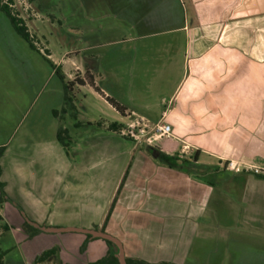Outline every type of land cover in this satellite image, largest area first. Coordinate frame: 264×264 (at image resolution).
<instances>
[{
	"label": "rangeland",
	"instance_id": "obj_1",
	"mask_svg": "<svg viewBox=\"0 0 264 264\" xmlns=\"http://www.w3.org/2000/svg\"><path fill=\"white\" fill-rule=\"evenodd\" d=\"M175 2L139 0L135 8L145 15L152 11L155 22L147 30L151 36L137 40L141 34L127 22L136 17L133 0H12L13 13L41 53L0 12V147L8 145L2 160L6 191L29 217L33 209L52 222L43 227L93 230L108 218L104 232L122 242L127 256L150 263L264 264V225L230 226L233 218L219 202L211 204L215 218H204L207 208H201V199L211 190L199 184L202 178L187 159L160 156L175 141L137 146L120 136L109 126L130 121H121L92 88L78 83L89 82L90 74L99 89L136 109L124 117L134 111L150 120L168 109L160 100L168 99L170 81L155 82L152 68L168 62L175 66L182 59V50L164 48L170 35L161 14L181 11ZM47 58L75 85L71 102ZM146 107L151 111L140 112ZM60 131L67 132V147L57 141ZM217 189L214 198L228 195ZM4 209L11 223L22 220L13 204ZM34 219L28 220L37 223ZM3 226L0 217V232L6 234ZM40 234L33 242L0 234V243L13 247L7 261L25 264V253L40 255L52 248L59 252L43 264H90L106 255L102 239L80 232Z\"/></svg>",
	"mask_w": 264,
	"mask_h": 264
},
{
	"label": "crops",
	"instance_id": "obj_2",
	"mask_svg": "<svg viewBox=\"0 0 264 264\" xmlns=\"http://www.w3.org/2000/svg\"><path fill=\"white\" fill-rule=\"evenodd\" d=\"M138 1L133 0L134 8L138 6ZM175 1L176 7L182 6L181 11L178 9L173 13L164 10L161 14L165 18V34L170 35V41L164 48L182 50V59L175 66L168 62L163 66L154 64L152 68L155 82L170 81L168 99L161 97L160 100V105L168 109L150 119L155 122L163 119L172 128L173 137L168 140H174L175 145L172 147L168 143L161 151L180 162L187 159L185 162L192 165L191 169L202 178L199 184L211 190L210 196L207 193L202 195L201 208H207L204 218H215L211 204L219 202L220 208L226 209L233 218L230 226H262L264 179L227 172L221 164L225 160H236L264 167V0ZM151 12L145 15L135 8L136 17L127 21L131 30L141 34L137 40L151 36H146L152 33L147 30L155 22L154 13ZM122 16L120 10L115 17L119 19ZM95 93L121 116V121L126 120L107 102L106 98L111 96L104 91V96ZM112 99L125 111L136 110ZM144 110L146 113L151 111L146 107L140 112ZM1 147H6L3 160L8 153V145ZM4 176L3 170L1 180L6 185L7 193L8 183L3 181ZM215 188H221L220 191L228 195L214 198ZM8 196L23 213L19 210L22 220L16 219L15 223H11L4 211V206L9 202H1L0 199V217L7 227L5 230L3 226L6 234L9 233L13 240L18 237L30 242L39 239L41 231L28 233L25 230L26 220L35 218L33 221L40 226L52 222L41 216L42 212L36 214L33 209L30 213L32 217H29ZM34 201L30 202L32 206L37 204ZM209 207L211 213L208 212ZM0 234H3L2 238L6 235ZM105 245L106 254L109 248ZM11 246L10 242H1L2 250L9 251L4 258L7 264L15 262L12 258L10 263L7 261L13 249ZM38 256L25 253L24 257L29 259L25 264L34 263Z\"/></svg>",
	"mask_w": 264,
	"mask_h": 264
},
{
	"label": "trees",
	"instance_id": "obj_3",
	"mask_svg": "<svg viewBox=\"0 0 264 264\" xmlns=\"http://www.w3.org/2000/svg\"><path fill=\"white\" fill-rule=\"evenodd\" d=\"M10 3H12V0H0V12L4 13L10 19L11 24L13 25L15 31L29 45V47L33 51L41 53V51H39V49L35 45V42L33 41V37L30 34L28 28L25 26L23 20L18 18V16H16L13 13L12 6H10L11 5ZM48 56H50V55H48ZM47 61L50 63V65L53 68L55 74L59 77L60 81L63 84L66 102H71L72 99L70 97V93L73 90L72 86L74 87L75 85L73 83H71V82L67 83L65 81L64 75L59 70V67H57L49 58H47ZM89 77H90L89 82L86 83V82H82V81L78 80L79 81L78 83H80L81 86L89 85L91 88H93L95 90V92H97L98 94L104 96L102 91L95 85L94 79H93L92 76H90V74H89ZM106 100L119 113H121L122 115L124 114L125 110L122 107H120L112 98L107 97ZM121 128H122V126L118 125L116 123L111 124L109 126V129L112 130V131H119ZM66 133H67L66 131L65 132L60 131L57 134L58 142L64 147H67V145L65 143V140H67V138L64 137V135H63V134H66ZM5 151H6V147H0V199H1V202L4 201V202H9V203L13 204L14 206H16L22 212L21 208H19V206L17 204H15L9 198L7 193L5 192L6 185L1 180L2 175H3V170H2V167H1V160H2V158L4 156V154H5ZM160 156L164 157L166 159H170V157H168L165 153H162ZM258 177L264 179V177H262V176H258ZM107 220H108V218H107ZM107 220H106V222H107ZM106 222L104 223V225L102 227L103 231H104V228L106 227ZM24 226H25V230L28 233L29 232H35V233L39 232V230H37V229L33 228L32 226H30L28 224V222H26ZM4 229L7 230V227L4 226ZM88 238L94 240V238H92L91 236H88ZM105 243L107 244V246L109 248V250L106 253V255L103 258H101L100 260H98L96 262H93V263H90V264H120L119 260L115 256V253L118 251L117 248L115 247V245L112 244L111 242H107V241H105ZM58 252H59L58 248H52V249L46 250L43 253H41L35 259L34 263L35 264H43V263L55 258ZM7 254H8V251H3L1 249V243H0V264H7L4 261V258H5V256ZM126 261H127V264H155V263H150V262L144 261V260L139 259V258H134V257H129V256H126ZM159 264H161V263H159ZM163 264H168V263H163Z\"/></svg>",
	"mask_w": 264,
	"mask_h": 264
},
{
	"label": "built area",
	"instance_id": "obj_4",
	"mask_svg": "<svg viewBox=\"0 0 264 264\" xmlns=\"http://www.w3.org/2000/svg\"><path fill=\"white\" fill-rule=\"evenodd\" d=\"M126 119L130 122L122 126L119 130V135L131 139L137 146L142 144L155 146L159 141L168 140L173 137L171 126L163 119L153 123L136 112L127 114ZM221 167L225 171L235 174L264 177V167L251 166L235 160H225L222 162Z\"/></svg>",
	"mask_w": 264,
	"mask_h": 264
},
{
	"label": "water",
	"instance_id": "obj_5",
	"mask_svg": "<svg viewBox=\"0 0 264 264\" xmlns=\"http://www.w3.org/2000/svg\"><path fill=\"white\" fill-rule=\"evenodd\" d=\"M27 222L33 228L41 232H44V233L80 232L88 236H91L94 239H102L104 241L111 242L112 244L115 245V247L118 250L115 253V256L119 260L120 264H127L126 252H125L122 242L118 240L117 238H115L114 236H111L105 233L101 228L97 230L78 229V228H48V227L40 226L39 224L34 223L30 220H27Z\"/></svg>",
	"mask_w": 264,
	"mask_h": 264
},
{
	"label": "flooded vegetation",
	"instance_id": "obj_6",
	"mask_svg": "<svg viewBox=\"0 0 264 264\" xmlns=\"http://www.w3.org/2000/svg\"><path fill=\"white\" fill-rule=\"evenodd\" d=\"M26 221H27V220H26ZM102 227H103V226H102ZM97 229H100V228H97ZM97 229H96V230H97ZM101 229H102V228H101ZM102 230H103V229H102Z\"/></svg>",
	"mask_w": 264,
	"mask_h": 264
}]
</instances>
